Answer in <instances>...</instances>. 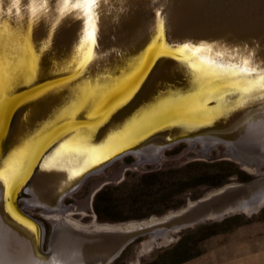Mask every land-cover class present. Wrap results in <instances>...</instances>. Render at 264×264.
I'll return each mask as SVG.
<instances>
[{"label":"bare ground","instance_id":"bare-ground-1","mask_svg":"<svg viewBox=\"0 0 264 264\" xmlns=\"http://www.w3.org/2000/svg\"><path fill=\"white\" fill-rule=\"evenodd\" d=\"M219 21L210 27L204 17L196 15L191 7L183 6L180 0H91L90 4L85 0H0V95L7 96L17 88L66 73L58 80L63 83L43 92L39 100L20 109L10 121L9 144H2L3 136L0 141V180L5 182L20 175L26 162L34 159L48 143L60 138L51 149L48 165L34 177L36 184L29 188V193L18 205L25 210L39 206L51 214V249L59 246L65 250L71 259L68 264H96L101 254L113 255L124 238L112 233L139 226L87 230L66 219L67 214L61 206L63 198L55 201L53 196L58 179L64 177L63 169L73 164L77 166L94 152L93 157H96L104 151H99L104 144L109 147L118 140L128 139L138 127L167 118L182 119L192 128L190 133L197 137L187 140L201 142L205 145L201 150L208 152L210 144L214 146L220 142L216 137L200 136L208 128L200 116L203 115V119L205 112L222 110L220 123L228 119V123L233 122L230 127H242L238 137L224 141L229 154L244 164H254L256 170L264 167V122L260 119L259 124H254L259 117L246 122V112L240 108L251 96H254L252 100L261 98L264 102V93L259 88L246 96L240 94L264 75V45H261L264 38L257 34L256 28L248 29L226 19ZM164 38L170 43L181 42L192 47L194 55L183 56L191 60L165 58L150 69L141 85L128 91L132 86L126 85L137 73L142 50L150 43L151 46L162 45ZM173 57L178 58V53ZM70 72L72 75L66 76ZM141 78L138 77V81ZM235 87L244 88L235 89L236 104L225 103L222 109L218 107L213 100L217 96L211 92L231 93L224 90ZM13 99L9 98L8 102ZM103 100L109 102L107 107H111V111L103 118L106 120L99 129L96 126L99 120L93 119L60 123L62 118L90 115ZM5 104L0 106L2 120L7 110ZM131 111L132 114L126 115ZM85 122L89 125L74 127ZM254 125L260 127L254 130ZM229 129L224 127L221 132L227 134L222 135H229ZM45 134H52L48 137L51 140L46 139L40 146ZM146 147L135 153L155 156L160 149L156 145ZM32 184L31 180L29 185ZM258 187L256 191L263 192L256 203L264 200L263 177ZM248 198H244L246 202ZM249 201L254 203V198ZM249 205V202L244 203L242 209L247 212ZM3 206L0 208V253H7V260L18 264L17 260L28 255L27 235L32 236V232L26 228H6L2 214L20 226L23 221L7 204ZM217 208L221 206L202 213L213 216L218 213ZM170 230L171 227H167L160 233L167 237ZM101 232L111 234L101 235ZM149 237L148 247L154 241L152 234ZM91 248L94 251H90ZM38 260V264H48Z\"/></svg>","mask_w":264,"mask_h":264},{"label":"water","instance_id":"water-1","mask_svg":"<svg viewBox=\"0 0 264 264\" xmlns=\"http://www.w3.org/2000/svg\"><path fill=\"white\" fill-rule=\"evenodd\" d=\"M180 1L183 6L187 5L191 7L196 12V15L204 17V19L207 20L208 23L210 24V27L216 26L219 20L226 19L232 23H238L239 25H244L248 29L256 28V30L258 31L257 34L262 35L264 38V0H180ZM215 13L217 14V16L215 15ZM162 40H163L162 45L157 44L151 46L152 44L150 43L149 46L145 47L142 50L141 58L139 61V67H137L138 69L137 73L132 79L133 81L131 80L129 84L126 85V86H132L130 89H128V91L129 90L134 91L135 88H137L136 85L138 86L141 85V83L147 77L150 69L154 67L159 61L165 58L171 60L176 59L177 61H186L185 59L191 60V57L183 58V56H187V53H189L191 56L194 55V53H192L193 50L192 47H190L186 43H181V42L170 43L165 38ZM261 43H262L261 45L263 46L264 42ZM175 52L176 54L178 53L179 59L173 57L176 54H172V53ZM72 73L70 72V74H67L66 76L68 75L70 76L72 75ZM142 73H144V75L141 78ZM65 74L66 73L55 74L52 75L50 78L49 77L44 78L30 85H25L24 87L17 88L15 92L12 91L8 93L7 96L5 95L2 96L3 94L0 95V106L3 103H6L5 105H7L6 107L7 110L5 112V119L2 120L0 118V124H1L0 141L3 136L2 144L4 145L9 144V140H10L9 136L11 132L9 131L10 121L13 119L14 116L16 117V113L20 109L28 105L29 103H32V101L39 100L43 92L57 86L58 84L63 83L64 81L61 82V80L58 83V80L62 79L65 76ZM138 77L141 78L139 81H138ZM257 79L259 80H256L254 83L251 82L250 83L251 85L249 84L250 86L246 87L245 89L242 87H235L228 90H224L226 92H231V93H222V92L218 93L217 91L211 92L212 95L217 96L216 98L213 99L214 102H217V105H219L218 107H220L221 109L225 107V103L227 104L230 103L232 105L236 104L238 100L237 99L234 100L235 96H237L234 91L235 89L241 90L240 88L244 89L240 93L242 96H246L247 94L249 95L251 92L253 93L255 88H259V90H261L260 92L264 93V75L258 77ZM54 80H56L57 82L51 83L53 85L46 84ZM140 88L141 87H139V89ZM245 91H250V92L245 93ZM12 93H15L13 96H11L14 99L11 102L10 101L8 102V99L11 98L8 97V95ZM211 94L207 93L206 95H210V97H212ZM253 97L254 96L248 97L249 100L246 103L243 102L240 108L241 110H244V112H246V115H244V117L247 116L245 117L246 122L249 119H254L256 117H259V119L256 120L257 122L255 121L256 123L254 124H259V122L261 121L263 123L264 102L260 100L261 98L252 100ZM117 100L114 103H116ZM256 101H258V103L254 105ZM105 102L106 100H103L97 107L94 108L93 106L92 109L93 108L94 109L91 111L90 115L85 114L83 116L77 115L73 118H69V117L62 118L60 120V123L63 124L73 120L92 121L93 119V121L99 120L98 122H96L97 123L96 126H98L99 129V127L104 122V120H106L103 118H105V116H107L108 113L111 111L110 109L111 107L110 108H108L109 106L107 107L109 102L108 103ZM111 102H113V100H111ZM221 112L222 110H217V112L214 111L208 113L205 112L206 117H204L203 119H202L203 115L200 116L201 121L204 122L205 125L208 127L206 128V131H203V133L200 134V136L206 135L208 137L210 136L216 137L215 139L219 138L217 142L231 141L229 137H233V138L238 137V135L241 133L240 129L242 127L238 128L240 127L239 125H237L238 127L237 126L230 127V124H232L233 122L231 121L230 123H228L229 122L228 119L226 122L221 121L220 123L219 121L221 119L223 120V118H220V116L222 115ZM255 112H257L258 114H255ZM128 114H132V111L131 113H127L126 115ZM260 119L261 121H259ZM244 120L243 122H245ZM88 122L80 123L74 127L79 128V127L87 126L89 125ZM185 122L186 121L182 119L167 118L159 123H154L144 127H138L133 130V132L131 133L128 139L124 138L122 141L118 140L116 143H113L109 147H106L105 144L104 145L102 144L103 146L101 145L102 147L99 149V151L101 149L104 151L98 153L96 157H93L94 154L96 153L94 152L93 154L89 155L91 157L85 159L82 163L78 164L77 166L73 164L63 169L64 177L62 179H58L59 184H57V186H55L54 188L55 189V194L53 195L54 200L58 201L59 198L60 199L64 198L66 195L74 191L89 175L99 172L107 165H109L112 161L125 154L137 152L138 150H140V148H144V146H147L146 148H149V146L154 147V145L159 146L160 147L159 151H161L165 147L170 146L175 142L185 139L187 140L190 138H197L194 137L192 133H190L192 131V128H188ZM227 124L229 125L228 127ZM224 127L230 128L229 129L230 133H228L229 135H227L226 137L223 135H226L227 133L223 134L221 132V130ZM258 127L260 126L254 125V130ZM243 128L245 129L247 127L244 126ZM51 135L52 134H45L42 137L43 140L39 143V145L41 143L43 144V142L46 139L51 140V138H48ZM104 137H106V135ZM59 139L60 138L56 139L57 142H53L50 144L48 143L40 150V152L37 154V156L34 159L31 158L30 162L29 161L26 162L25 167L23 168L20 175L16 174L13 179L4 180L5 182H2L0 180V187H1L0 208L4 204H7L8 209H10V211L12 210V212L16 214V217L24 222V223L21 222L23 225L20 226L16 223L14 219L9 220L7 219L6 215L1 213L3 216L2 223L5 225L6 228L11 230L13 228H15L16 230H19L20 228H26L32 232V236L27 235L28 240L30 242L29 250L27 252L28 255L24 256L21 260H17L19 262L18 264H38L39 261L38 258L46 261V263L48 264H68V262L71 261L66 251L65 250L63 251L61 248H59V246L53 247V249H51L52 244H49L47 248H44L43 242L45 238V229L43 224L37 218L33 217L25 209H22L18 205V202L22 200L26 194L29 193V188L32 187L34 184H36L34 177H37L38 174L42 172L43 170L42 168L48 165V158L51 154V149L53 146H55L58 143ZM1 157L2 155H0V160L2 159ZM260 170L261 168L256 170L257 173L259 174V177H257L256 179L245 183H232L214 189L210 191L208 194H206L204 197L188 202L183 208L177 211L170 212L161 220L151 219L149 221H145L141 223H134L136 226L139 227L132 229L130 231L129 230L124 231L121 229L122 230L121 232H113L110 230L111 233L113 232L112 234H117L119 236L122 235L124 238L123 243L117 248L118 250L116 249L117 251L113 255L110 256L105 253L101 254L99 256L100 258L96 261V264L110 263L117 255H119V253L124 249V247L129 242L133 241L135 238L139 236L142 235L149 236V234H152L154 239V241H152L153 244V243H157V239L155 241V238H158L157 237L158 235H161L163 237L164 234L160 232L167 227H171V230H175L183 227L192 226L193 224L205 219L221 218L224 215L231 212H236V211L246 212L242 209V206L244 203H248V202L250 203V205L248 207L247 213L258 210L264 204V200L258 202L260 204L256 203L260 198L259 195H261V193L263 192V190L256 191V189L259 188L258 187L259 180L260 179L262 180V177L264 178V171L262 172ZM31 180L33 184L30 186L29 184ZM239 194L241 195L238 197L237 195ZM231 195L234 196L230 197ZM246 197H250L247 199L248 202H246L244 199ZM253 198H254V203H251L249 199H253ZM230 204L232 206H230ZM210 206L212 208L215 206H221V208H217L218 213L213 216L202 213L204 210L212 211L213 209L210 208ZM3 210H4V206H3ZM121 227L125 228L127 226H121ZM111 233L101 232V235H106ZM86 236L89 235L86 234ZM90 251H94V248L93 249L91 248ZM83 254L85 253H81V255ZM0 264H13V263L7 260V253H0Z\"/></svg>","mask_w":264,"mask_h":264},{"label":"rangeland","instance_id":"rangeland-1","mask_svg":"<svg viewBox=\"0 0 264 264\" xmlns=\"http://www.w3.org/2000/svg\"><path fill=\"white\" fill-rule=\"evenodd\" d=\"M204 146L185 139L155 156L132 152L115 159L62 199L66 219L87 230L161 220L214 189L259 177L254 164H244L229 154L224 142L210 144L208 152L201 150ZM102 188L97 211L94 198ZM26 211L43 224L47 248L53 233L51 214L39 206ZM157 237V243L149 247L148 235L135 238L109 264H167L182 259L178 264H184L202 254L211 253L212 259L213 252L219 258L229 256L230 247L252 253L245 258L246 264L254 259L264 261V204L254 212H231Z\"/></svg>","mask_w":264,"mask_h":264},{"label":"crops","instance_id":"crops-1","mask_svg":"<svg viewBox=\"0 0 264 264\" xmlns=\"http://www.w3.org/2000/svg\"><path fill=\"white\" fill-rule=\"evenodd\" d=\"M230 249L231 250L229 256H225L223 258H219L217 253L213 252L214 257L212 259H214V262L211 259L212 254L210 253V254H202L198 257L188 259L184 264H246L244 262L245 258L252 256V253H246V252L243 253L244 248H242L243 252H240L239 249L233 247H230ZM261 262H263L262 264H264L263 260L254 259L248 261V264H261Z\"/></svg>","mask_w":264,"mask_h":264},{"label":"trees","instance_id":"trees-1","mask_svg":"<svg viewBox=\"0 0 264 264\" xmlns=\"http://www.w3.org/2000/svg\"><path fill=\"white\" fill-rule=\"evenodd\" d=\"M145 177H148V176H151V173L150 174H145L144 175ZM107 188V187H106ZM103 190H105L104 188H102L101 190H99L96 195H95V198H94V205H95V208L97 211H99V207H97V203L100 202V199H101V193L103 192ZM111 219H121L120 217H112ZM188 259V258H187ZM182 261H185L184 259L176 262V263H167V264H178ZM166 264V263H165Z\"/></svg>","mask_w":264,"mask_h":264},{"label":"snow or ice","instance_id":"snow-or-ice-1","mask_svg":"<svg viewBox=\"0 0 264 264\" xmlns=\"http://www.w3.org/2000/svg\"><path fill=\"white\" fill-rule=\"evenodd\" d=\"M85 2L90 4L91 3V0H85Z\"/></svg>","mask_w":264,"mask_h":264}]
</instances>
